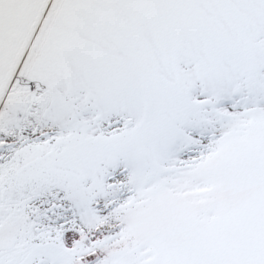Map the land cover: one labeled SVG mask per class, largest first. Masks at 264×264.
Instances as JSON below:
<instances>
[{
	"label": "snow or ice",
	"instance_id": "obj_1",
	"mask_svg": "<svg viewBox=\"0 0 264 264\" xmlns=\"http://www.w3.org/2000/svg\"><path fill=\"white\" fill-rule=\"evenodd\" d=\"M0 264H264V0H0Z\"/></svg>",
	"mask_w": 264,
	"mask_h": 264
}]
</instances>
